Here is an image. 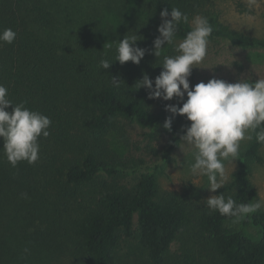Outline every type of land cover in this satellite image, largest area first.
<instances>
[{
  "label": "trees",
  "instance_id": "16d2710c",
  "mask_svg": "<svg viewBox=\"0 0 264 264\" xmlns=\"http://www.w3.org/2000/svg\"><path fill=\"white\" fill-rule=\"evenodd\" d=\"M71 1L77 2L0 0V32L17 33L12 44L0 43V84L14 103L24 102L52 121L32 165L24 161L13 168L0 138V264H264V211L250 218L260 230L257 239L229 230L234 218L211 211L200 187L185 183L162 192L158 166L110 144L113 134L130 145L128 127L157 129L172 116L166 105L182 106L178 98L150 99L148 89L136 87L144 74L154 81L165 55L178 54L174 45H165L160 57L153 54L163 9L189 16L188 24L178 26L176 45L195 15L212 25L210 42L264 53V40L219 23L216 0H94L77 20ZM131 4V20L102 22L105 15L126 19ZM133 34L146 50L140 64L114 61L99 68L100 59L114 60L119 41ZM111 77L122 81L119 88ZM190 123L174 116L170 143L153 157L167 162ZM154 134L142 138L153 141ZM252 135L238 169L215 192L237 204L253 203L257 194L251 165L262 161L264 144Z\"/></svg>",
  "mask_w": 264,
  "mask_h": 264
},
{
  "label": "clouds",
  "instance_id": "9594fccd",
  "mask_svg": "<svg viewBox=\"0 0 264 264\" xmlns=\"http://www.w3.org/2000/svg\"><path fill=\"white\" fill-rule=\"evenodd\" d=\"M248 3L251 7L255 0H248ZM160 16L163 22L157 29L159 36L153 41V54L160 57L165 45H174L178 54L165 55L162 71L154 81L144 74L136 87L137 90L141 87L148 89L150 99L170 101L178 98L182 103V106H165L172 116L165 119L163 127L171 130L176 115L185 116L191 122L180 138L193 150L194 162L190 165V172L194 176H206L208 188L216 192L228 179L225 161L239 157L241 143L252 140L255 133L256 141L264 144V79L252 82L241 78L230 83L213 78L190 87L192 69L205 60L213 27L207 17L195 15L191 20V30L176 45L178 26L189 23L188 14L173 7L170 11L163 9ZM16 37L15 31L5 28L0 32V43L12 44ZM138 40L136 34L126 35L118 43L114 60L102 57L99 68L109 69L114 61L121 65L129 61L139 65L146 50L137 46ZM110 79L113 87H120L122 81L116 77ZM10 106L14 107L8 111ZM51 126L48 116L27 108L24 102L16 104L9 99L8 89L0 84V138L3 139V154L13 168L20 162L32 165L39 161V139L50 136ZM206 204L211 211L234 218V223L264 206L259 201L237 204L231 196L225 198L223 194L210 196Z\"/></svg>",
  "mask_w": 264,
  "mask_h": 264
},
{
  "label": "rangeland",
  "instance_id": "374dc122",
  "mask_svg": "<svg viewBox=\"0 0 264 264\" xmlns=\"http://www.w3.org/2000/svg\"><path fill=\"white\" fill-rule=\"evenodd\" d=\"M69 4L74 6L72 8L74 12L72 16L74 20H77L80 16L88 14L91 5L95 3L94 0H77V2L71 1ZM128 10L126 19H121L115 15H105L102 18V22L107 25L110 23L120 24L131 20L136 14L134 5L131 4ZM215 12L219 23L227 25L239 33L264 40V0H255L251 7L248 0H216ZM213 78L222 79L230 83L238 82L241 78H246L250 81H255L258 78L264 79V53L259 50H240L230 46L224 40L209 41L205 60L197 68L192 69L189 77L190 87L201 81L207 83ZM127 131L130 145L120 144L122 141L119 143V137L112 134L110 136L112 148L118 149L122 154L130 150L137 156L142 155L149 161V166H158L156 172L160 191H177L185 183H192L201 188L206 199L215 195V192L208 188L209 181L206 176H194L191 174L190 165L194 162L193 150L183 141H181L179 147L167 162L163 163L160 158L153 157V152L166 148L172 138L171 132L165 129L163 125L148 131L131 126L127 128ZM144 132L145 134L155 133L154 140L148 141L147 138V140H143L142 134ZM249 141L241 143L240 154ZM260 156L262 161L251 165V180L257 192L253 203L259 201L264 205V146L260 151ZM239 161V157L236 160L225 161L227 181L238 169ZM260 210L264 211V206ZM251 215L241 219L238 223L230 222L226 226L229 230H243L250 237L257 239L260 230L250 223ZM134 245L132 244V246ZM128 249L124 248L123 252H128ZM173 249H176V247Z\"/></svg>",
  "mask_w": 264,
  "mask_h": 264
}]
</instances>
